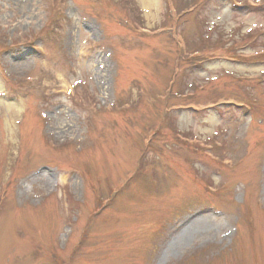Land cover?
Listing matches in <instances>:
<instances>
[{
	"label": "rangeland",
	"instance_id": "374dc122",
	"mask_svg": "<svg viewBox=\"0 0 264 264\" xmlns=\"http://www.w3.org/2000/svg\"><path fill=\"white\" fill-rule=\"evenodd\" d=\"M0 264H264V0H0Z\"/></svg>",
	"mask_w": 264,
	"mask_h": 264
},
{
	"label": "trees",
	"instance_id": "16d2710c",
	"mask_svg": "<svg viewBox=\"0 0 264 264\" xmlns=\"http://www.w3.org/2000/svg\"><path fill=\"white\" fill-rule=\"evenodd\" d=\"M260 54H261V53H260ZM260 54H257L256 56H258V55L260 56ZM242 104H244V105H248V104H246V103H242Z\"/></svg>",
	"mask_w": 264,
	"mask_h": 264
}]
</instances>
